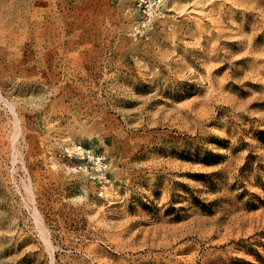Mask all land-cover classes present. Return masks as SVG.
Listing matches in <instances>:
<instances>
[{"label":"rangeland","instance_id":"1","mask_svg":"<svg viewBox=\"0 0 264 264\" xmlns=\"http://www.w3.org/2000/svg\"><path fill=\"white\" fill-rule=\"evenodd\" d=\"M153 1L0 0V264H264V0Z\"/></svg>","mask_w":264,"mask_h":264},{"label":"built area","instance_id":"2","mask_svg":"<svg viewBox=\"0 0 264 264\" xmlns=\"http://www.w3.org/2000/svg\"><path fill=\"white\" fill-rule=\"evenodd\" d=\"M142 2H145L146 6L148 4L147 0H141V5H142ZM155 3V6H159L162 2V0H155L153 1ZM149 8L151 7L150 5L148 6ZM151 9V8H150ZM68 155L71 157L74 153H82V154H85V150L83 149V147L81 145H77L73 148H68L66 149Z\"/></svg>","mask_w":264,"mask_h":264},{"label":"bare ground","instance_id":"3","mask_svg":"<svg viewBox=\"0 0 264 264\" xmlns=\"http://www.w3.org/2000/svg\"><path fill=\"white\" fill-rule=\"evenodd\" d=\"M258 2H259V0H258ZM261 2V1H260ZM251 7V6H250ZM246 9V8H245ZM235 13V12H234ZM252 16V15H251ZM225 34V33H224ZM244 35V34H243ZM178 36V35H177ZM212 36V35H211ZM222 36V35H221ZM220 37V36H219ZM217 38V37H216ZM179 39V38H178ZM207 39H209V38H207ZM219 39V38H218ZM242 41V40H241ZM217 42V41H216ZM214 48V47H213ZM211 50V49H210ZM204 51V50H203ZM212 51V50H211ZM252 51V50H251ZM213 52V51H212ZM215 53V52H214ZM219 54V53H218ZM233 54V53H232ZM211 55V54H210ZM212 56V55H211ZM210 57V56H209ZM231 57V56H230ZM213 58V57H212ZM212 58H211V60H212ZM217 58V57H216ZM216 58L214 59L215 61H216ZM209 59V58H208ZM224 60V59H223ZM221 61V60H220ZM225 61V60H224ZM207 63V62H206ZM220 63H222V62H220ZM227 63V62H226ZM175 64V63H174ZM183 64V63H182ZM178 65V64H177ZM184 65H185V63H184ZM183 65V66H184ZM187 65V64H186ZM232 65V64H231ZM230 65V66H231ZM192 66V65H191ZM195 66V65H194ZM206 66V65H205ZM185 67V66H184ZM193 67V66H192ZM171 68H173V67H171ZM187 68V67H186ZM206 68H207V66H206ZM191 68H189L188 70H190ZM193 69V68H192ZM178 70V69H177ZM187 70V69H186ZM196 70V69H195ZM171 71H172V69H171ZM175 71V70H174ZM182 71V70H181ZM185 71V70H184ZM260 71V70H259ZM262 71V70H261ZM177 72V71H176ZM197 72V71H196ZM172 75V74H171ZM179 75V74H178ZM190 75V74H189ZM258 75V74H257ZM250 76V75H249ZM168 79V78H167ZM169 80V79H168ZM212 80V79H211ZM168 84V83H167ZM158 166V165H157ZM36 209V208H35ZM35 211V210H34ZM37 213V212H36ZM37 215V214H36ZM36 217V216H35ZM40 222V221H39ZM41 222H43L42 220H41ZM42 224V223H41ZM40 224V225H41ZM44 225V224H43ZM43 225L41 226V229H42V227H43ZM170 228V227H169ZM43 229H44V227H43ZM174 230V229H173ZM161 231V230H160ZM165 231V230H164ZM157 232V231H156ZM167 231H165V233H166ZM43 234H45V233H43ZM158 234V233H157ZM169 234V233H168ZM171 234V233H170ZM172 234H173V232H172ZM161 235H162V232H161ZM163 236V235H162ZM46 237L47 238H49L47 235H46ZM171 237V236H170ZM169 237V238H170ZM173 237V236H172ZM47 238H45V240L47 239ZM167 240V239H166ZM47 242H48V240H46ZM170 241V240H169ZM162 243V242H161ZM161 243H159L160 245H162ZM167 243V242H166ZM170 243V242H169ZM48 245V244H47ZM159 245V246H160ZM166 245V244H165ZM50 246V245H49Z\"/></svg>","mask_w":264,"mask_h":264}]
</instances>
